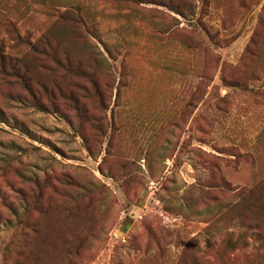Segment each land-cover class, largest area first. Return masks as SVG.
Masks as SVG:
<instances>
[{
	"label": "rangeland",
	"instance_id": "rangeland-1",
	"mask_svg": "<svg viewBox=\"0 0 264 264\" xmlns=\"http://www.w3.org/2000/svg\"><path fill=\"white\" fill-rule=\"evenodd\" d=\"M0 46V264H264V0H0Z\"/></svg>",
	"mask_w": 264,
	"mask_h": 264
},
{
	"label": "trees",
	"instance_id": "trees-1",
	"mask_svg": "<svg viewBox=\"0 0 264 264\" xmlns=\"http://www.w3.org/2000/svg\"><path fill=\"white\" fill-rule=\"evenodd\" d=\"M174 9H176V12L178 14H180L182 16L185 15V12L183 10H181L179 8H174ZM45 44H46V49L42 50V52L46 56H49L50 53L54 51V47H53V45L50 42H47ZM30 45H31L30 49H34V50L36 49L33 44H30ZM5 61L8 62V64L14 69H16V67H19V65H20V67H22V64H23V60H21V59H18V61H17V60H14L11 57L8 58L6 56V54H5V52H3V48L0 46V64H1V67H3V68H4V65L6 66V62ZM35 106H38V107H41V108L43 107L40 102H35ZM258 222H259L258 220L251 218L250 222L248 224L249 228L254 227L257 230L259 228ZM76 252H73V250L69 249V250L66 251V257H71ZM17 264H19V263L17 262Z\"/></svg>",
	"mask_w": 264,
	"mask_h": 264
}]
</instances>
